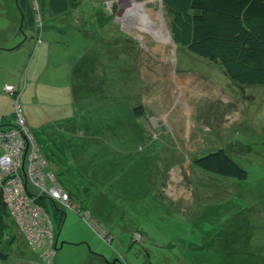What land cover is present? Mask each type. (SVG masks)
Segmentation results:
<instances>
[{"label":"rangeland","instance_id":"obj_1","mask_svg":"<svg viewBox=\"0 0 264 264\" xmlns=\"http://www.w3.org/2000/svg\"><path fill=\"white\" fill-rule=\"evenodd\" d=\"M78 1L54 13L52 26H37L43 44L35 54L47 69L38 80L49 86L67 58L96 48L89 76L73 87L78 91L83 84L86 108L79 104L77 112L89 116L79 117L77 127L34 126L33 140L57 180L97 212L113 234L104 237L112 240L99 237L80 213L47 199L48 207L40 199L33 202L30 191L22 193L14 184L13 201L5 195L0 220V264H45L42 259L51 264H264V86L234 84L212 61L176 45L161 0ZM37 3L43 15L50 13L48 0ZM35 19L40 21L41 13ZM100 85L105 89L96 92ZM6 92L13 104L9 92H14ZM57 100L59 109H67L68 101ZM40 103L39 117L34 108L22 106L36 124L55 109L45 96ZM138 103L144 114L133 116ZM109 104L117 105L115 111ZM102 115L124 122L113 129L109 121L97 123L108 120ZM4 123L19 125L13 106L12 120ZM219 148L248 170L247 179L207 172L194 163ZM35 183L28 182L32 192ZM39 207L57 239L49 259L53 244L35 245L20 225L23 212H40ZM12 210L23 212L12 216ZM43 235L40 228L36 239Z\"/></svg>","mask_w":264,"mask_h":264},{"label":"trees","instance_id":"obj_2","mask_svg":"<svg viewBox=\"0 0 264 264\" xmlns=\"http://www.w3.org/2000/svg\"><path fill=\"white\" fill-rule=\"evenodd\" d=\"M78 2L48 0L50 14L64 12ZM17 3L26 20L33 22V0H17ZM162 3L169 17L170 36L176 45L184 46L191 53L212 61L234 84L264 86V0H162ZM5 93L7 95L6 91ZM142 107V103L136 104L132 111L133 116L144 114ZM26 125L28 126L27 122ZM30 130L35 135L33 129ZM37 146L40 148L39 144ZM41 153L47 161L45 154L42 151ZM194 163L204 171L237 180H245L248 176V170L233 160L223 148L195 158ZM47 168H50L49 165ZM55 179L57 181L56 177ZM57 183L61 185L58 181ZM64 191L68 193V203L73 207L70 209L80 213L99 237L110 242L112 239L108 240L104 236L113 234L101 225L96 217L97 212L93 214L82 202L75 200L66 188ZM40 200L47 207L50 204L44 197ZM51 203L57 208L68 209L60 203ZM5 206L0 189V220L5 213ZM6 212L9 215V211ZM64 215L65 211H62V221ZM2 233L0 231V239ZM8 233L11 239L10 230ZM140 235L143 238L141 233ZM54 240L57 246L55 236ZM42 260L45 264L52 263V260Z\"/></svg>","mask_w":264,"mask_h":264},{"label":"crops","instance_id":"obj_3","mask_svg":"<svg viewBox=\"0 0 264 264\" xmlns=\"http://www.w3.org/2000/svg\"><path fill=\"white\" fill-rule=\"evenodd\" d=\"M2 3L0 2V124L4 122H10L12 120V99L8 95H6L3 89L6 83H10L21 88V104L23 106L24 103L26 108H34L33 114L35 115V117H39L37 113H43L41 109L42 104L40 103V98L42 96L47 97L50 104L52 106H55V109L51 112L50 117L39 124H36V121L32 120L31 118L27 119L30 112L29 110L26 112H24L25 110H23L24 116L26 115V122L31 129L34 126L39 127L47 124L48 122L54 123L56 125H60L61 123H73V127H77V119L79 117H88L89 114L77 112V107L79 106V104L80 107H82L81 104L86 105V100H83L82 98L83 90L82 92H80V88L83 89V84L79 86L80 88H78V91L75 89L74 91L73 87L76 83H78L79 80L82 81L86 74L89 76V58L93 56L96 48H88L87 52L85 51L82 54H76L71 58H67L64 62L67 65H63V68H61V73H59L60 70L55 73V77L52 79L51 84L48 86L47 84H44L43 82H40L38 80L43 75H46L47 69L44 66L45 64L43 60L39 57L36 58L35 54L38 48L41 47V44H43V39L41 38L42 31L38 30L37 26H41V24L42 27L45 28L52 26L51 22H54L53 19L55 18V15L47 13L46 11L43 15L42 12L38 10L40 8V5L37 3V0H33L34 20L33 22H28L23 11L20 10L17 0H6ZM66 11H68V9ZM38 13H41L42 17L40 21L35 19V16L37 17ZM55 29L60 30L61 32H64L65 30L58 27H55ZM52 35L53 32L49 33L48 37H52ZM35 37L38 38L36 39V41ZM45 47L46 45L42 46V53L44 52ZM48 47H50V45H48ZM40 61L42 62V65H40ZM61 66L62 64H60V66H57L55 69H58ZM61 79H64L65 81L64 87L63 81ZM104 80H106V78ZM104 89L105 86L101 87L100 85L99 88H96V92H101V90ZM62 90L63 94L60 96L59 93ZM76 92H78L79 94L76 95ZM79 95L80 97L78 100L81 101H75V98ZM57 98H59L60 100L68 101L67 109H59L60 105L56 104V102H59ZM109 102L111 103V99L109 100ZM109 107L113 111H115L117 105L109 104ZM26 108H24L23 106V109ZM128 108L132 109V106L131 108L130 106H128ZM103 118H108V115H102L101 119ZM105 122L112 123L113 129H117L120 125L123 124L124 120H122L121 117L118 116L117 118L110 117L108 118V120H101L97 123L102 124ZM134 124L136 127L138 126L137 120L134 121ZM150 128H152V126ZM87 129L88 132H90V126H87ZM70 132L74 131L71 130ZM81 133L83 132L81 131ZM126 136L124 137L127 138ZM95 140L98 141L97 144H99L100 138H95ZM40 151H42L41 148ZM49 167V169L55 176L54 170L51 168L50 164ZM57 181L62 185V187H64L59 180Z\"/></svg>","mask_w":264,"mask_h":264},{"label":"built area","instance_id":"obj_4","mask_svg":"<svg viewBox=\"0 0 264 264\" xmlns=\"http://www.w3.org/2000/svg\"><path fill=\"white\" fill-rule=\"evenodd\" d=\"M9 86V87H6ZM4 89L15 97L13 99V114H15L17 124L2 123L0 124V189L5 201V195L10 202L13 201L11 186L17 184L22 193L30 191L31 200L41 199L60 203L68 208H73L68 203V193L63 190L55 179L54 174L47 166L49 165L42 155L37 143L34 142V135L26 125L25 117L20 103L21 88L12 84H5ZM46 169V171H45ZM35 191H31L28 182L34 180ZM6 202V201H5ZM18 205H26L24 202H17ZM41 207H43L41 205ZM40 208V207H39ZM44 208V207H43ZM23 211L15 212L12 210V216L20 215ZM14 213V214H13ZM22 214L21 229L34 239L35 245L51 246L50 255L45 257L49 259L56 242L51 232V224L47 219L42 208H31ZM92 224V222L90 221ZM40 228L46 230V235L36 239Z\"/></svg>","mask_w":264,"mask_h":264},{"label":"bare ground","instance_id":"obj_5","mask_svg":"<svg viewBox=\"0 0 264 264\" xmlns=\"http://www.w3.org/2000/svg\"><path fill=\"white\" fill-rule=\"evenodd\" d=\"M140 5L144 6V3H143V2H141V3H140Z\"/></svg>","mask_w":264,"mask_h":264},{"label":"water","instance_id":"obj_6","mask_svg":"<svg viewBox=\"0 0 264 264\" xmlns=\"http://www.w3.org/2000/svg\"><path fill=\"white\" fill-rule=\"evenodd\" d=\"M162 1V0H161ZM151 121H152V123H153V120L151 119ZM153 125H154V123H153ZM161 127L163 128V126L161 125Z\"/></svg>","mask_w":264,"mask_h":264}]
</instances>
